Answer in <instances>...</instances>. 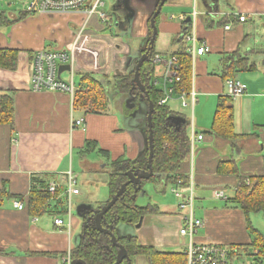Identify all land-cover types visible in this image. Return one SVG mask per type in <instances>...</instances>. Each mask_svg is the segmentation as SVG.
<instances>
[{
  "label": "crops",
  "instance_id": "crops-1",
  "mask_svg": "<svg viewBox=\"0 0 264 264\" xmlns=\"http://www.w3.org/2000/svg\"><path fill=\"white\" fill-rule=\"evenodd\" d=\"M13 1L0 4V12L15 22L8 27L0 26V50L18 52L15 69L0 68V94L12 92L15 109L13 127L0 126V264H61V259L69 252L73 253L82 242L86 209L109 199V193L100 196L97 192L88 191L90 197L79 199L77 215L73 218L72 199L82 195L79 183L93 185L97 183L95 177L99 174H107L109 179L111 172L105 173L103 169L119 158L138 160L145 152V137L141 129H145L146 116L141 113L134 119L129 114L134 109L132 95L125 98L116 96L115 100L121 102L123 110L115 103L113 94L109 98V112L92 113L75 109L74 97L69 94L35 93L32 89L35 54L47 48L71 50L86 22L83 15L73 13L33 16L24 10L17 14L12 8ZM102 2L106 7L107 3ZM129 2L135 15L128 20L120 10L121 22L126 21L121 35L114 34L112 26L117 20L110 13H106L105 24L110 25L109 28L99 25L98 20H94L96 16L84 26L83 37L77 42L75 62L70 69L61 72L63 80V74L70 73L68 80L64 81H73L77 87L84 74L111 79L113 76H125L136 67L143 55L142 44L148 37L150 20L158 6L157 0ZM116 4V0H111L109 6ZM195 11L198 14L196 21L192 17ZM242 16H248L249 20L240 23ZM187 19H191L188 22L190 31H195L198 46L205 43L211 48L210 53L192 59L190 94L194 91L196 96L194 104L192 101L191 104L196 109L195 106L203 99L210 109L208 115L210 112L214 114L209 116L210 122H205L199 132L194 123L195 132L205 137L197 143L192 162L190 159L183 167V172H187L183 188L188 190L191 184L194 185L195 213L205 222V228L200 232L201 242L244 246L260 253L252 246L251 234L248 236L245 231L248 220L244 212L227 203L235 197L238 178L233 174H218V165L232 159L241 175L264 176V76L259 74V69L264 71V0H202V3L199 0H167L160 14L157 38L169 36L170 47L157 51L156 38V56L175 57L173 54L182 47L176 43L177 40L186 42ZM225 25L231 29L225 30ZM107 28L112 33H106ZM103 29L104 34L101 33ZM236 52L253 62L255 69L235 75V79L247 89L246 94L233 103L235 132L243 138L232 144L209 137L206 133L211 130L219 98L229 96L222 79V59ZM257 62L263 65L259 68ZM154 67L155 85L163 87L164 98L170 97L168 104L174 101L188 108V103L183 106L180 98L173 94V83L166 82L164 64ZM217 69H220L218 74L212 73ZM190 94L188 100H191ZM239 110L243 111V116L236 118ZM173 111L178 117L184 116ZM79 121L81 125L75 127ZM191 126L192 122L189 141ZM69 175L76 182L79 195L69 194ZM33 179L44 181L46 187L56 184L60 193L58 197L66 201L68 220L66 216L53 214L33 217L27 210L14 208V201L25 203L29 197ZM162 183L164 187L174 185H167L165 180L156 182L159 187ZM217 190H224L228 198L224 207L211 204L215 202L214 192ZM198 204H201L199 208ZM155 206L161 214L147 216L141 233L146 246L164 252L165 247L176 246L182 239L179 236L182 220L178 205L170 211ZM56 219L64 220L66 226L55 225ZM171 220L175 225L165 228L164 224ZM259 262L262 264L260 256Z\"/></svg>",
  "mask_w": 264,
  "mask_h": 264
},
{
  "label": "trees",
  "instance_id": "trees-1",
  "mask_svg": "<svg viewBox=\"0 0 264 264\" xmlns=\"http://www.w3.org/2000/svg\"><path fill=\"white\" fill-rule=\"evenodd\" d=\"M22 14V13H21ZM160 16L157 17L156 25L158 27ZM23 19L20 18V20ZM15 22L9 20L4 13L0 12V26H11ZM241 23V22H240ZM227 25V24H226ZM224 26V29L227 26ZM110 25H106L109 28ZM186 26V25H185ZM189 26V25H187ZM106 27L104 29H106ZM107 28V29H108ZM152 28L149 23V34L144 40L142 53L145 54L150 46L152 37ZM183 42V44H182ZM176 43L181 44L180 51L173 54L177 59V69L179 72V81H173V94L176 98L183 95L188 96L192 90V55L189 52L187 43L178 39ZM211 49V48H210ZM156 53L150 52L149 61L145 62L140 69V79L145 86L150 100L154 104V113L152 116V125L154 131V157L152 168L154 177L150 180L142 181V190L136 192L133 185H129L122 194V198L117 201L115 206L101 219V225L104 229L112 230L115 234L116 227L122 223L133 224L139 222L140 218L147 216L160 215L158 207L149 204L140 207L137 204V198L149 183H156L165 180V183L176 184L180 179L185 184L187 172H183V167L190 161V125L182 124L179 127L172 121V117H178L170 105H160L164 98V91L157 89L155 85V65L152 60ZM18 61V52L9 50H0V68L15 69ZM222 79L226 83L228 80L237 81L235 75L252 72L255 69L254 63L247 57H242L239 52L229 57L223 58ZM137 64V61L135 62ZM135 67L125 76L107 77L84 74L79 80L76 92L74 94L75 109H83L92 113H107L110 105L108 97L109 85L114 86L116 96H133L140 98L145 102L148 110V99L145 94L135 87ZM234 98L225 96L219 98L218 106L214 115L211 130L206 133L209 137L234 144L238 139L243 138L235 132L233 123V103ZM107 111V112H106ZM146 116V115H145ZM183 116V115H182ZM15 118L14 99L12 92L0 94V126L13 127ZM184 118V116H183ZM143 129L149 136L148 121ZM205 137V136H204ZM150 149L147 147L142 156L136 161H129L119 158L111 163L112 173L108 180L109 199L107 202L99 203L93 209L85 213V219H93L94 211H100L106 204L116 196L121 187L129 182V172H135L138 169L148 171V158ZM218 174L236 175L238 185L235 197L227 203L232 208L240 209L247 217L248 228L252 237V246L260 250V261L264 264V236L255 229L251 222L252 214H264V176H243L237 164L230 159L221 162L218 165ZM249 183V184H248ZM5 194V193H3ZM49 192L44 181L33 179V185L29 197L25 201V209L33 217H42L53 214L64 217L67 215L65 209V200ZM57 197V198H56ZM118 241L124 244L126 239L118 237ZM242 248L241 246H233ZM125 248L130 257L139 255L145 257L150 264H187L186 256L183 253H167L157 250L152 246H137L134 242H129ZM119 248L114 246L109 235L101 233L94 225L88 227L82 238L80 246L73 250L72 257L74 260H83L87 264H115Z\"/></svg>",
  "mask_w": 264,
  "mask_h": 264
},
{
  "label": "built area",
  "instance_id": "built-area-1",
  "mask_svg": "<svg viewBox=\"0 0 264 264\" xmlns=\"http://www.w3.org/2000/svg\"><path fill=\"white\" fill-rule=\"evenodd\" d=\"M26 4V12L29 15H66V14H81L84 16V21L87 23L91 21L93 17H99L102 24L107 23V14L101 10L104 7L102 0H22ZM196 21L198 14L195 11L192 15ZM181 20H184L182 17ZM249 20L248 16H242L240 22L244 23ZM84 26L80 30V33L75 38V44L71 50L66 49H44L35 54L34 58V72L32 75V89L35 93L42 92H59L69 94L74 97L76 87L73 81H64L59 76V68L66 65L73 66L75 57L77 55V42L81 40L84 33ZM188 31L184 34L186 42L189 44V52L192 55V59L202 57L211 52L210 47L207 44H201L198 46V39L195 31H190L191 25L187 27ZM231 27L227 26L225 30H230ZM177 59L175 57L164 58L162 56H156L154 58V64H164L165 72L164 77L166 82L173 83V81H179V72L176 66ZM74 79V73L71 74V80ZM229 96L236 99L237 97L244 96L246 94V86L238 81L228 80L226 82ZM191 101L194 104L196 92L190 94ZM170 97L167 95L160 101V105L168 104ZM180 100L182 105H187L188 96L183 95ZM81 121L75 124L81 125ZM204 136L198 135L195 132L194 126L191 127L190 136V159L192 162L195 155L197 143L203 141ZM249 184V183H248ZM184 184L179 179L176 184L171 187V192L178 200V211L181 215L182 226L179 230V236L184 239L185 251L183 254L186 256L187 264H260L259 251L256 249L246 248L245 253L241 252L237 247L231 245L210 243L200 241V232L205 228L204 220H199L195 217L194 209V185L191 184L190 188L186 190L183 188ZM68 190L71 195H79L80 190L76 189V182L72 180L71 175L68 179ZM49 192L52 195L57 193L56 184H52L49 187ZM214 198L217 200H227L224 190H217L214 192ZM14 208L18 210L25 209V203L21 201L13 202ZM55 225L66 226L65 221L62 219H56ZM242 248L244 246H241ZM61 264H72V253H68L66 257L61 259Z\"/></svg>",
  "mask_w": 264,
  "mask_h": 264
},
{
  "label": "rangeland",
  "instance_id": "rangeland-1",
  "mask_svg": "<svg viewBox=\"0 0 264 264\" xmlns=\"http://www.w3.org/2000/svg\"><path fill=\"white\" fill-rule=\"evenodd\" d=\"M7 1L8 0H0V4L6 3ZM103 1L107 3V6L106 7L104 6L103 8H101V10L104 11L105 13L112 14V17L114 20L121 21V14H119V13H122V12L119 11V12L115 13L113 11L114 6H111V5L109 6L111 0H103ZM199 1L202 3V0H199ZM116 2H118V0H116ZM12 4H13L12 8L15 10V12L17 14H20L22 11L26 10V4L22 0H14L12 2ZM0 11H1V8H0ZM94 20H98V24L103 26V28L106 27L105 25L102 24V22L100 21L98 16L95 17ZM112 29L114 31V34L118 33L121 35L120 28L116 26V23H114V25L112 26ZM101 33L102 34L105 33L104 29L101 30ZM106 33H112V32H109V29H108ZM170 40L171 39L169 36H166V37L161 36L159 38V40L157 38V41H158L157 51H165V50L169 49ZM157 41H156V44H157ZM132 44H135V43H132ZM257 64H258L259 68L263 65L259 62H257ZM211 71H214V70H211ZM219 72H220V69H217L216 72H212V73L218 74ZM259 74H262L264 76V71L259 69ZM69 75H70L69 72H65L62 77L64 78V80H68ZM247 78H251V77H247ZM76 80H77V78H76ZM136 87L137 86L135 85V88ZM157 89L160 91H163L162 86H157ZM107 90H108L109 98H112V95L115 93L114 86H111L109 88L107 87ZM119 97L125 98L123 96H119ZM115 98H116V95L114 96V101H115V103H117L119 105L118 107L123 110L121 102L115 100ZM237 98H240V97H237ZM133 100L135 101L136 99H133ZM134 101H133V104H136ZM187 103L189 106L188 108H184L181 106V104L179 102H174V101H171L168 105H170V107L173 110H176V111H179L180 113H183V115L185 116V120L187 122H189L190 125L192 122V126H194V123L196 122L197 132H199L201 127H203V124L205 122H208V123L210 122L209 116H212L214 114V112H210V114L208 115V111L210 109H209L208 104L203 102V99H201V103H198L195 106L196 109H194V107L192 106L191 100H187ZM139 106H142V109L144 110V112H146L147 108H146V104L143 100H142V102H140ZM139 109H140L139 107H135L132 111L129 112V114L134 119H136V116L138 115V113L140 111ZM193 109H194V112H193ZM107 111L108 112L110 111L109 108L107 109ZM214 111H215V109H214ZM242 114H243V111L239 110L236 113V118H238ZM200 121H202V123H200ZM133 122H135V121H133ZM202 131H204V130H202ZM103 170H105V173H107L106 171H110L112 173V168L109 165L107 168H104ZM95 179H97V183H94L93 185H85L84 183H81V184L79 183L80 189H82V195L78 198L73 197V199H72V215H73V218H75L77 215V205L81 202L79 199L90 197L88 191H91L94 193L97 192L100 196H103L105 194L107 195L109 193L108 175L107 174H105V175L99 174V176L95 177ZM98 194H96V197L98 196ZM77 200H79V201H77ZM214 201L215 202L211 203L213 206L224 207V205H225V200L214 199ZM137 204L140 207H144V206H147L149 204L159 205V206H161L162 209H166L165 211H170L174 206L177 207L178 200L172 194L171 187H164V183H162L160 185V187L156 183H149L144 187L143 191L138 196ZM200 206H201V204L197 205L198 208ZM169 216H172V215H169ZM65 218L68 220L69 219L68 215H66ZM250 221H251V224L253 225V227L259 229L264 234V214L263 213L252 214L250 216ZM169 225L174 226L175 222L173 220H171L170 222L165 223L164 227L168 229ZM247 226L248 225L246 223L245 231L249 236L250 231L248 230ZM117 228L119 229L117 232L119 237L135 236V237L139 238V242L143 243L142 235H141L142 233H141V231L137 230L136 227H132L130 225H126V224L122 223ZM248 249L251 250L252 248L248 247ZM239 250L241 252L245 253L246 247L240 248ZM184 251H185L184 240H182V239L179 240L178 245L173 246V247H165L164 248V252H167V253H174V252L175 253H180V252L183 253ZM139 261H140V264H150L149 261L145 257H137L135 259V262H136L135 264H138Z\"/></svg>",
  "mask_w": 264,
  "mask_h": 264
},
{
  "label": "water",
  "instance_id": "water-1",
  "mask_svg": "<svg viewBox=\"0 0 264 264\" xmlns=\"http://www.w3.org/2000/svg\"><path fill=\"white\" fill-rule=\"evenodd\" d=\"M167 0H157V9L155 10V12L152 15V18L150 20V24H151V28H152V37L150 40V46L148 48V52L143 54L142 57L139 59L138 64L135 67V79H134V83H136V85L144 92V94L147 96L148 99V110H146V112H144V110L142 109V106H139V113H144V115L147 116V121H148V130H149V136L147 137L145 131L143 130V128L141 129V132L143 133L144 137H145V149L148 147L150 149V154H149V160H148V171H144L143 173L137 174V172H129V182L124 184L121 189L118 191V193L116 194L115 197H113L107 204L106 206L101 210V211H94V216H95V224L97 229L102 232L103 234L109 235L112 239V243L114 246L119 248V252H118V256H117V260L115 262V264H122L124 260H127V251L124 249V247H122L119 243H118V238L117 236L112 232V230L109 229H104L101 225V218L106 215L110 209H112L115 204L117 203V201L119 200V198L122 196L123 192L125 191V189L129 186V185H133L135 187L136 192H139L140 190H142V181L143 180H150L151 178L154 177V172H153V168H152V161H153V157H154V131H153V125H152V116L154 113V104L153 102L150 100L149 94L147 93L146 88L142 85L141 80H140V69L142 67V65L146 62L149 61L150 59V52L153 51L154 49V45L156 42V38L158 35V28L156 25V20L157 17L160 16L162 8L164 7V5L166 4ZM129 0H119L117 2V4L113 7V11L115 13L119 12L120 10H122L125 14V18H127L128 20H131V16L135 15L133 8H131L129 6ZM129 17V18H128ZM191 19H187V22H190ZM125 20L124 22L121 21H117L116 22V26L120 28V32L123 29L122 26L123 24H125ZM127 24V23H126ZM65 69H70V66H64L59 68V75L60 73L65 70ZM135 88V87H134ZM133 88V89H134ZM134 101V100H133ZM133 107H135V105L133 104ZM138 116V115H137ZM136 116V118H137ZM133 118V117H132ZM172 121L176 124V126H180L182 124H187L190 125L189 122H187L185 120V118L183 117H172ZM94 207H89V208H85L86 210H90L93 209ZM141 222L142 220H140V224L137 226L138 228L141 226ZM72 264H87L86 262H84L83 260H74L72 262Z\"/></svg>",
  "mask_w": 264,
  "mask_h": 264
},
{
  "label": "flooded vegetation",
  "instance_id": "flooded-vegetation-1",
  "mask_svg": "<svg viewBox=\"0 0 264 264\" xmlns=\"http://www.w3.org/2000/svg\"><path fill=\"white\" fill-rule=\"evenodd\" d=\"M139 90L141 91V93H142V95L144 94V92L139 88ZM133 99H136L134 102L136 103V104H134L135 105V107H139V104H140V101H139V99H141V97L140 98H133ZM132 106H133V104H132ZM134 107V108H135ZM148 160H149V158H148ZM144 171H146V170H140V169H138L137 168V170L135 171V172H137V174H140V173H143ZM132 172V171H131ZM122 198V196L119 198V199H121ZM102 210V209H101ZM100 210V211H101ZM105 216V215H104ZM103 216V217H104ZM145 218L146 217H143V218H140V220H142V222H141V226L138 228L137 226L140 224V220H139V222H137V223H133V224H126V225H130V226H132V227H136L137 228V230H139V231H141L142 230V227H143V223H144V220H145ZM94 219H95V216H94V218L93 219H89V218H87V219H85V221H84V224H83V227H84V231H83V234H84V232H85V230L89 227L90 228V225H91V222H92V225H94L95 226V228H97L96 227V224H95V221H94ZM102 219V218H101ZM123 224H125V223H123ZM119 226V225H118ZM117 226V227H118ZM116 227V228H117ZM102 233V232H101ZM115 235L117 236L118 234H117V232H116V230H115ZM142 235V234H141ZM119 236H117V238H118ZM82 238H83V236H82ZM122 238H124V239H126L125 241H124V244H121V243H119V241H118V243L122 246V247H124V249L127 251V249L125 248V246L129 243V242H134L137 246H146L145 245V239L143 238V236H142V241H143V243H141V242H139V238H137V237H135V236H131V237H122ZM119 239V238H118ZM127 260H124L123 261V263L122 264H135L136 262H135V259L137 258V257H142V256H139V255H134L132 258L130 257V255H129V253H128V251H127ZM138 264H140V261L138 262Z\"/></svg>",
  "mask_w": 264,
  "mask_h": 264
},
{
  "label": "bare ground",
  "instance_id": "bare-ground-1",
  "mask_svg": "<svg viewBox=\"0 0 264 264\" xmlns=\"http://www.w3.org/2000/svg\"><path fill=\"white\" fill-rule=\"evenodd\" d=\"M179 215H180V214H179ZM194 215H195V217H196L197 219H199V220H203L202 218L197 217L196 213H195ZM180 217H181V215H180Z\"/></svg>",
  "mask_w": 264,
  "mask_h": 264
}]
</instances>
